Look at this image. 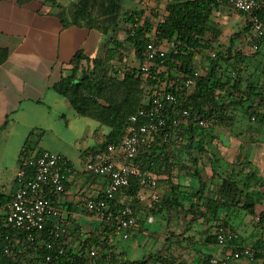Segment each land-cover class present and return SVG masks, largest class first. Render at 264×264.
<instances>
[{"label":"crops","instance_id":"0c3cea01","mask_svg":"<svg viewBox=\"0 0 264 264\" xmlns=\"http://www.w3.org/2000/svg\"><path fill=\"white\" fill-rule=\"evenodd\" d=\"M99 1L0 0V208L15 192L14 178L20 158L37 157L43 152L59 155L75 167L74 173L67 178L65 192L58 198L63 222L71 228L75 240L84 238L87 233L100 235L96 224L85 216L82 199H101L107 181L84 173L83 165L92 153L102 150L101 145L109 129L79 116L54 88L62 78L71 74L70 63L78 52L91 62L111 47L119 25L123 24L122 10L148 8L160 17L167 15L166 0H117L121 11L114 14L113 24H109L108 14L98 17L92 30L61 23L60 15L64 14L66 20L69 9L76 4L86 3L96 15ZM103 2L108 5L107 0ZM238 15L230 7H221L212 16L213 31L218 34L217 41L212 44L221 48L232 46L248 55L246 32H243L245 17ZM227 26L238 29L236 33L242 34L243 39L221 43L219 39ZM105 27L107 33L103 32ZM207 37L209 39L210 35ZM100 51L102 53L98 56ZM249 69L252 80L264 88V43L259 53L251 57ZM252 127L248 129L247 122L237 115L231 132L220 129L216 139L208 145L217 159H221L213 166L195 149L189 152L186 140L177 136L166 153H158L161 157L167 155L169 166L161 167L155 174L159 178L157 193L160 198L169 199L173 211L149 205L147 191L143 192L142 201L123 192L115 194L116 205H130L135 212L137 226L130 232L129 239H136L138 235L146 237L149 232L145 225L161 226V235L155 233L154 237L155 242L161 241V246L149 255L152 258L148 264H166L164 259L172 264H202L206 257L220 261L226 252L238 246L251 247L264 239V232L254 227L251 217L238 210H227L228 205L232 206L230 201L228 205L218 201L215 220L207 211L203 217L187 214L191 204L196 202L193 194L201 188L206 196L217 198L222 180L227 175V164L238 161L249 165L264 179V125L253 124ZM199 142V138H195L193 145ZM153 145L156 149L162 146L158 137ZM197 206L201 207L200 204ZM256 211H264V205L256 206ZM225 224L239 240L221 250L207 242L213 237L216 227ZM108 241L113 244V238ZM122 256L120 261H125ZM0 264H5L2 257ZM220 264L251 263L220 261Z\"/></svg>","mask_w":264,"mask_h":264},{"label":"trees","instance_id":"16d2710c","mask_svg":"<svg viewBox=\"0 0 264 264\" xmlns=\"http://www.w3.org/2000/svg\"><path fill=\"white\" fill-rule=\"evenodd\" d=\"M166 1H168L167 15L160 17L155 25L146 18L144 10H122V22L127 27L126 43L130 46L129 49L134 51L140 66L143 65L142 53L146 45L151 42L156 46L166 45L168 48L162 66L156 61L146 75L138 68L128 70L119 77L114 64L123 61L121 53L125 50L124 43L112 39L111 47L91 62L82 52H78L70 63L71 74L62 78L54 89L68 100L79 116L92 119L109 129L101 145L102 152L119 146L126 136L129 119L143 107L142 103L146 98L159 93L162 89L172 92L178 97L179 111L186 110L191 115L189 121L179 128L177 137L186 140L185 146L189 152L195 149L199 155L207 157L208 162L213 166L214 163L219 164L221 159H217L208 148L209 142L216 139L217 134L221 132L220 129L231 132L237 115L247 122L250 130L253 124L264 125V88L258 87V84L252 80V75L248 73L251 57L257 55L260 48L256 53L247 55L233 49L232 46L221 48L212 44L217 41L218 35L213 31L212 16L221 7H229V0ZM257 1L259 9L255 14L264 25V0ZM107 2L106 6L103 0L99 1L96 15L84 3L70 8L66 20L64 14H61L59 19L64 26L72 25L92 30L98 17L102 15L105 17L109 11L113 14L121 11L117 0H107ZM154 13L157 15L156 12ZM243 32L247 33L248 28L244 27ZM211 52L214 53V58L210 57ZM83 61L87 64L91 63V67L84 69ZM194 73L198 74L195 85L186 93L183 83ZM143 76L147 77L143 78ZM176 115L177 112L172 109L167 113L169 120ZM198 119L207 120L210 123L209 128L206 130L200 128L197 125ZM195 138H199L200 142L194 146ZM167 147L169 146L162 144L156 149L152 143L150 148H141L135 165L143 172L158 174L161 167L169 166L167 155L161 157L158 154L164 153ZM226 167L227 175L222 180L217 198L206 196L201 188L193 194L196 202L191 204L187 214L190 213L192 217L197 215L203 217L207 211L212 216V220H215L218 216L216 211L218 201H222L225 205L230 201L232 206L228 205L229 212L235 210L244 212L252 218L254 227L264 232V211H256V206L264 205V179L249 165H243L238 161L227 164ZM140 189L139 180L133 177L130 179L129 187L120 192L135 199ZM159 200V204L155 207L163 206L168 211H173L169 199L159 197ZM198 204L201 207L197 206ZM111 205H116V202L113 200ZM116 206H118L115 207L116 209L121 208L120 205ZM219 227L237 237L235 241L227 243L226 247L238 242L239 237L232 229H227L226 224L217 226L216 230ZM12 234L13 231L4 227L3 217H0V236H12ZM105 235L99 247L98 264H148L152 258L151 256L140 261H120L121 254L115 253V246L108 241L107 231ZM101 236L102 234L99 236L90 234L83 243L81 255L74 256L72 250L68 249L67 258H73V264H84L85 245L98 241ZM207 243L216 245L215 236L210 237ZM21 245L22 249L26 250V243L21 242ZM250 248L254 251L255 262H264V256L261 254L264 251V239L258 240ZM240 249L242 247L238 246L233 251ZM106 254L110 255V259H105ZM1 257L0 247V259ZM210 258H204L202 264H210L212 260ZM53 261L54 264H65V259L62 257L54 256ZM164 262L172 264L166 259Z\"/></svg>","mask_w":264,"mask_h":264},{"label":"built area","instance_id":"2783aa9c","mask_svg":"<svg viewBox=\"0 0 264 264\" xmlns=\"http://www.w3.org/2000/svg\"><path fill=\"white\" fill-rule=\"evenodd\" d=\"M228 3L232 11L245 17V27L248 28L246 49L249 53H256L264 42V25L255 14L259 9L258 1L229 0ZM167 53V47L156 46L153 42L147 44L142 53L143 65L139 67V71L148 74L156 61L162 66ZM214 56L211 52L210 57ZM197 77L198 74L194 73L184 81L183 89L186 93L194 87ZM178 101L176 95L164 89L146 98L142 103L143 107L129 119L126 136L119 146L109 148L107 152H94L84 162V173L107 181L102 199H82L85 216L101 232L105 231L100 233L101 239L85 245L84 264H98L99 247L106 231L108 240L120 233L124 240H128L130 232L136 228L137 220L132 206L124 205L116 209L118 206L111 205L115 194L129 187L131 178L139 180L141 189L137 199L142 201L143 192L147 191L146 200L149 205L159 204V178L153 173L141 171L135 165V160L141 148L151 147L155 137L162 144L169 146L173 143L179 128L191 116L186 110L179 111ZM170 109L177 112L171 120L167 116ZM197 125L206 130L210 123L198 119ZM74 171L72 163L50 152H43L37 157L20 158L14 178L15 192L10 201L0 208L4 227L13 231L12 236H0L2 258L6 264H54V256L64 258L65 264H73V258H67L68 249L72 250L74 256L81 255L83 243L90 233L75 240L71 228L63 222V212L58 205L59 196L65 192L67 178ZM214 236L216 245L221 250L227 243L237 239L236 235L222 227L215 231ZM21 242L26 243V250L22 249ZM261 254L264 256V251ZM105 259H110V255L106 254ZM220 261L256 263L254 251L250 247L226 252ZM220 261L212 259L210 264H220Z\"/></svg>","mask_w":264,"mask_h":264},{"label":"rangeland","instance_id":"374dc122","mask_svg":"<svg viewBox=\"0 0 264 264\" xmlns=\"http://www.w3.org/2000/svg\"><path fill=\"white\" fill-rule=\"evenodd\" d=\"M229 8V7H228ZM141 10V9H140ZM145 13H146V18L149 19V21L155 25L156 22L159 20L160 15L158 13H156L157 15H155V13L152 11V13L150 12V9L146 8L144 9ZM240 16V15H238ZM108 20H110L111 22L109 24H113L114 21V14L109 11L108 15H107ZM122 21V20H121ZM108 28V26H107ZM105 27V31H103L104 33H107V29ZM127 27L124 26L123 24H121V27L119 25L118 27V31L116 33V38L115 40L119 41L120 43H124V51L121 53V55L123 56V61L121 63H116L114 64L115 69L119 72V77H121L122 73L128 71V70H132V69H138L140 67V64L134 54L133 50H130V46L127 45L126 43V35H125V29ZM226 28V27H224ZM238 31V29H234L231 28L230 26H227V28L225 29V34L223 36L220 37L219 41L224 44H226L228 41H232L233 43H235V41L237 40V38H242L243 39V35L240 33H236ZM240 32V31H239ZM243 46V44H242ZM241 46V47H242ZM101 51L99 53L98 56L101 55ZM84 69H89L91 67L90 63H84L83 65ZM248 73H250V69L248 71ZM147 76H143V78H146ZM145 230H147L148 235L146 237L138 235V237L136 239H129V240H124L123 239V234L120 233L119 235L115 236L113 238V245L115 246V252L116 254H120V253H124L125 255H121L123 257V259L129 260V261H138V260H142L145 259L147 257H149L150 254H154L157 249L160 248L161 246V241L159 242H155V233L159 235H161V233L159 232V229L161 226L157 225V224H151V225H145ZM120 256V257H121Z\"/></svg>","mask_w":264,"mask_h":264}]
</instances>
